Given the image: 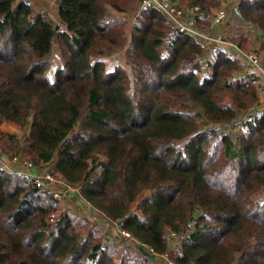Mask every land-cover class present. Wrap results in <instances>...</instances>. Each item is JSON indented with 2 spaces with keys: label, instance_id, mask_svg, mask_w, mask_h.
Returning <instances> with one entry per match:
<instances>
[{
  "label": "trees",
  "instance_id": "obj_1",
  "mask_svg": "<svg viewBox=\"0 0 264 264\" xmlns=\"http://www.w3.org/2000/svg\"><path fill=\"white\" fill-rule=\"evenodd\" d=\"M180 1L170 0L211 33V11L226 0ZM52 6L55 19L26 0H0V126L25 132L0 135V159L23 154L101 221L65 212L52 228V193L0 165V264H162L172 240L174 264H264L258 77L143 0ZM233 15L238 31L225 38L260 60L264 0H240ZM56 45L62 65L51 81ZM121 52L131 76L120 64L106 70L103 59ZM105 224L133 241L108 238Z\"/></svg>",
  "mask_w": 264,
  "mask_h": 264
},
{
  "label": "built area",
  "instance_id": "obj_2",
  "mask_svg": "<svg viewBox=\"0 0 264 264\" xmlns=\"http://www.w3.org/2000/svg\"><path fill=\"white\" fill-rule=\"evenodd\" d=\"M152 4L169 22L171 27L176 30V32L181 34H190L197 37L203 45L207 46L211 52H216L220 49L226 50L231 53L234 52L235 58L249 70H251L258 77V90L257 94L259 97L257 109L261 110L264 106V66L261 64L257 54L252 52H245L241 50L237 45L227 42L223 37L214 40V37L210 33L200 32L193 27V21L191 18L185 16L183 12L177 7L173 6L170 0H143V5ZM226 9L219 10V13L215 16L214 24L223 22L226 17ZM138 13V9L135 10L134 14L130 16L129 23H134V16ZM217 38V37H216ZM250 121V116L246 118ZM0 165L2 171H8L21 175L22 177L29 179L32 183L40 190L48 191L52 193L53 198L57 201L60 206H65V198L68 194L77 193V190L70 187L64 182H59L56 177L39 167L35 166L32 162L27 160L19 159V157H3L0 159ZM60 184V187L58 186ZM59 188V189H58ZM100 214V213H99ZM101 215V214H100ZM62 214L51 213L47 222L52 228H57L62 222ZM107 225H105L106 227ZM111 228L116 234H120L124 238L128 239L131 243L133 240L128 232L116 229V227ZM109 235V232H108ZM108 238H112L109 236ZM147 252L152 253V249H147ZM163 264H174L170 258V252L162 256Z\"/></svg>",
  "mask_w": 264,
  "mask_h": 264
},
{
  "label": "rangeland",
  "instance_id": "obj_3",
  "mask_svg": "<svg viewBox=\"0 0 264 264\" xmlns=\"http://www.w3.org/2000/svg\"><path fill=\"white\" fill-rule=\"evenodd\" d=\"M227 1V2H226ZM225 2H223L219 7H217V8H215V9H213L212 11H211V13H212V23H213V25L215 26V28L216 29H220L221 31H219V32H217L215 35H212L213 37H214V40H217V39H219V37L218 36H220V37H223V39L225 40V41H227V42H231V41H228L226 38H225V36H227L229 33H230V31L232 32V33H234V31L236 32V31H238V28H237V26L235 25V24H232L230 21H233L232 20V18L234 17V15H233V9L237 6V2H238V0H229V2H228V0H226ZM181 2V1H180ZM41 3H43V1L41 2ZM182 5H183V3H181ZM181 5V6H182ZM43 7L45 8V9H47V10H45L46 12H47V14H49L53 19H55V13H54V11L52 10V8H53V6H51L50 7V5L48 4V2H47V6H44V5H41L40 7H37V8H39V9H43ZM221 9H226L227 10V13H226V17H225V19H224V21L223 22H220V23H217V24H214V19H215V16L219 13V10H221ZM133 15V14H132ZM131 25H132V22L131 23H129L127 26V32L129 33V29H130V27H131ZM234 25H235V30H234ZM231 27H232V29H231ZM229 29H231V30H229ZM243 30V29H242ZM244 31H246V29H244ZM252 31V30H251ZM253 32V31H252ZM252 32H250V34L252 33ZM210 34H212V33H210ZM247 35H249V34H247ZM217 37V38H216ZM240 48V47H239ZM241 50H243V51H245V52H251V51H247V50H244V49H242V48H240ZM124 53L123 52H121V53H119V54H117L116 55V57L115 56H111V57H107V58H104L103 60H104V62H105V65H106V70L107 71H111V70H113L114 69V67H115V65H117V64H120L122 67H124L125 68V70L127 71V73L131 76V73H130V70H129V68H128V66H126L125 64H124V55H123ZM259 56H260V61H261V63H262V65L264 64V53H260L259 54ZM53 64L51 65V67H50V69H49V71H48V77H49V79L51 80V81H54L55 80V72H56V70L62 65V61H61V56H60V51H59V48H58V46L56 45L55 47H54V52H53ZM264 66V65H263ZM264 106V103L263 104H261V106ZM247 117H249V116H247ZM225 130H228L227 132H231V134H232V136H236V135H238V133H239V130L237 129V128H229V129H225ZM11 133H13V134H18V136H20V137H22L23 135H25V132H24V130L23 129H21V128H19V127H17V126H15V125H13V124H8V123H6V124H3V125H1L0 126V135L1 134H11ZM17 156H19V159H22V160H27V161H30V162H32L33 163V161H31L29 158H27L26 156H24L23 154L21 155H17ZM12 157V156H11ZM10 156H8V159H10L11 158ZM34 164V163H33ZM57 179V178H56ZM58 180V179H57ZM59 182H61L60 180H58ZM59 187H60V184L58 185ZM59 189V188H58ZM146 195H147V193H145ZM69 195V194H68ZM66 196V198L64 199L65 201H67V197H69V196ZM144 197V194H142L141 195V197H139V199H137L133 204H132V208L134 209L135 207H136V205H137V203H138V201L140 200V198H143ZM75 198V197H74ZM74 201H75V199H74ZM65 203H67L68 204V201L67 202H65ZM74 203H76V205L79 207V210H80V212L79 211H77L76 210V208H75V205H74V209L75 210H73V211H70V213L71 214H73V216L75 217V218H78V220L77 221H79L80 219H85V220H88V221H90L92 224H94L96 221H99L100 222V214L99 213H97V212H95L94 210H92L89 206H88V204H86V202H83L80 198H79V200L77 201V199H76V202H74ZM62 208H66L65 206H60V211H58V212H56L57 214H64L65 213V211H63L62 210ZM108 227H112V226H110V225H107L106 227H105V225H104V228H105V230H106V232H105V234H106V236L107 237H109V236H111V237H115L116 235V231L114 232L111 228H108ZM114 227V226H113ZM108 232H109V235H108ZM173 248H174V243H173V240L172 241H170L169 242V252H170V254H172L173 253ZM162 264H163V262H162Z\"/></svg>",
  "mask_w": 264,
  "mask_h": 264
},
{
  "label": "crops",
  "instance_id": "obj_4",
  "mask_svg": "<svg viewBox=\"0 0 264 264\" xmlns=\"http://www.w3.org/2000/svg\"><path fill=\"white\" fill-rule=\"evenodd\" d=\"M28 3H30L31 5H33L34 7H40L41 5H44V6H47V2H48V4L50 5V7L53 5V1L54 0H26ZM43 1V3H41ZM240 0H238V2H239ZM238 2H237V4H238ZM180 3H183V5H184V1L183 0H181V2ZM43 9H45L44 7H43ZM45 10H47V9H45ZM129 24V23H128ZM128 26H126V31H127V28ZM219 31H221L220 29H216V28H214L213 29V31L211 32L212 34L211 35H215L217 32H219ZM128 33V32H127ZM129 34V33H128ZM124 55V54H123ZM116 57V56H115ZM75 193V192H74ZM74 193H71V194H69L68 196L69 197H67V201H68V204L66 203L65 204V207L66 208H62V210L63 211H65V212H70V211H73V210H75L74 209V205H75V208H76V210L77 211H79L80 212V210H79V207L76 205V203H74V202H76V199H77V201L79 200V196L77 195V193L76 194H74ZM75 197V198H74ZM74 199H75V201H74ZM81 199V198H80ZM66 201V202H67ZM100 218H101V216H100ZM100 221H101V219H100ZM106 225V224H105Z\"/></svg>",
  "mask_w": 264,
  "mask_h": 264
},
{
  "label": "water",
  "instance_id": "obj_5",
  "mask_svg": "<svg viewBox=\"0 0 264 264\" xmlns=\"http://www.w3.org/2000/svg\"><path fill=\"white\" fill-rule=\"evenodd\" d=\"M232 54L234 55V52H232Z\"/></svg>",
  "mask_w": 264,
  "mask_h": 264
}]
</instances>
